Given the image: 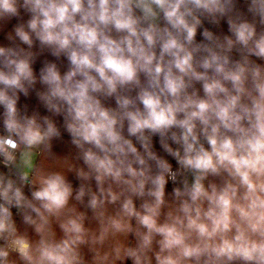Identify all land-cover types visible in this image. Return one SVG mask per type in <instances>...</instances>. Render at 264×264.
Wrapping results in <instances>:
<instances>
[{"label": "clouds", "instance_id": "9594fccd", "mask_svg": "<svg viewBox=\"0 0 264 264\" xmlns=\"http://www.w3.org/2000/svg\"><path fill=\"white\" fill-rule=\"evenodd\" d=\"M0 264H264V0H0Z\"/></svg>", "mask_w": 264, "mask_h": 264}]
</instances>
